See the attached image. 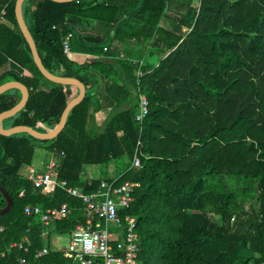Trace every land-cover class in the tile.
<instances>
[{
  "label": "trees",
  "instance_id": "16d2710c",
  "mask_svg": "<svg viewBox=\"0 0 264 264\" xmlns=\"http://www.w3.org/2000/svg\"><path fill=\"white\" fill-rule=\"evenodd\" d=\"M13 4L0 0V84L18 81L28 96L1 126L47 132L76 89L40 74ZM166 12V0L21 3L43 67L78 79L85 91L53 138L0 134V264L21 257L24 264H64L51 237L84 220L78 198L60 188L41 194L20 174L33 141L55 156L57 178L84 192L110 179L109 171L116 183H138L119 211L135 222L137 264H264V0H186L176 32L159 26ZM89 24L104 33L84 32ZM141 39L143 50L117 55L111 48ZM139 92L148 107L141 122L134 119ZM19 97L15 88L0 93V112ZM102 107L109 109L95 126L93 113ZM134 154L139 167L131 165ZM91 166H103L102 175H89ZM62 203L68 214L47 225L23 213L26 204ZM24 235L27 251L10 246ZM42 247L46 253L34 257Z\"/></svg>",
  "mask_w": 264,
  "mask_h": 264
},
{
  "label": "built area",
  "instance_id": "2783aa9c",
  "mask_svg": "<svg viewBox=\"0 0 264 264\" xmlns=\"http://www.w3.org/2000/svg\"><path fill=\"white\" fill-rule=\"evenodd\" d=\"M3 14L4 10L1 9L0 20ZM70 38L71 32H67L61 40L62 51L65 54L70 52ZM147 109V99L139 92L134 119L141 122L147 114ZM138 148L137 142L136 152ZM131 165L139 167L137 154L133 155ZM55 166L56 161L49 160L44 165L43 171L38 172L29 165L22 169L20 174L28 179L41 194H50L55 188H60L69 196L78 198L82 204L83 222L76 223L70 230L66 247L58 248L65 259L64 264H137L138 237L135 222L127 213L120 216L119 211L128 208L132 200V189L138 183L130 181L116 183L115 177L99 179L96 188L84 192L81 188L68 185L65 180L58 179ZM21 193L20 191L19 195ZM69 210L65 203L49 209H42L38 205L23 206L25 215L38 216L43 225L64 218ZM21 241L12 243L10 246L27 251L24 245L28 243L27 235H24ZM45 253L46 248L42 247L35 252L34 257H41ZM24 262L23 257L17 261L18 264H24Z\"/></svg>",
  "mask_w": 264,
  "mask_h": 264
},
{
  "label": "water",
  "instance_id": "95a60500",
  "mask_svg": "<svg viewBox=\"0 0 264 264\" xmlns=\"http://www.w3.org/2000/svg\"><path fill=\"white\" fill-rule=\"evenodd\" d=\"M52 1L67 2V1H71V0H52ZM22 2H23V0H14L13 13H14V18H15L17 27H18L22 37L24 38V40H25V42L29 48L30 55H31V58H32L34 65L36 66V68L38 69L40 74L45 79H47L53 83L66 84V85L73 86L76 89V95L73 96L72 98H70L66 102L63 110L60 113L57 124L54 126V128H52L51 130H49L47 132H38V131H35L34 129H32L28 126H25V125H15V126L3 128L1 126V121L5 118L10 117L13 114H15L24 105V103L27 99V96H28V91H27V88L22 83H20L18 81L11 80V81H6L4 83H1L0 84V93L4 92L5 90H8V89L15 88L19 91L20 97H19L18 101L13 106H11L10 108L0 112V134L1 135H10V134L16 133V132H24L33 138L46 140V139L53 138L62 129V127L64 126V122H65L66 115H67L68 111L82 99V97L84 95L85 88H84V85L78 79H76L74 77H70V76H62V75L51 73L43 67V65L41 64V61L39 59V56L37 54V51H36L34 42L32 40V37H31V35H30L26 25H25L23 17H22V13H21V3Z\"/></svg>",
  "mask_w": 264,
  "mask_h": 264
},
{
  "label": "crops",
  "instance_id": "0c3cea01",
  "mask_svg": "<svg viewBox=\"0 0 264 264\" xmlns=\"http://www.w3.org/2000/svg\"><path fill=\"white\" fill-rule=\"evenodd\" d=\"M180 1L181 0H179V1L178 0H166V2H167V12H166V15L163 16L161 18V20L159 21V26H161V27H163V28H165V29H167L169 31H172V32H176V30H178V28H176V24L177 23L174 20L175 18H173V15H171V13L173 12L172 11L173 7L176 9V7L173 6V4H175V5L177 4L178 6H180L181 5ZM185 2H186V0H182V3H184V5H185ZM190 4H192V3H190ZM170 11H171V13H170ZM82 29H83L84 32H87V31L91 30V31H94V32H98L100 34L104 33V30L102 31L101 27L98 28L97 25L95 26V25H92V24H89L86 27H83ZM143 31L145 32L144 35H147V36H150V35L153 34V29H151V28L150 29H145ZM144 44H145V40H143V39H141L139 42H135L133 40L113 41L111 43V48L113 50H116L117 55H123L125 53V50L129 49L131 47H136V48L139 47L140 50H143ZM137 62H138V64H140V60L137 61ZM153 65H154V63H153ZM108 109H109L108 107H102V108L98 109L97 111H95L93 113V122H94L95 126H99L103 122V120H104V118H105V116L107 114ZM49 160L56 161V159L53 158V157H50ZM36 171H38V170H36ZM87 171L90 173L89 175L94 176V170L92 172V170L90 168H87ZM38 172H40V171H38ZM109 172L111 173V171H109ZM110 173H108V174H110ZM108 176H110V175H108ZM111 176H113V175H111Z\"/></svg>",
  "mask_w": 264,
  "mask_h": 264
},
{
  "label": "rangeland",
  "instance_id": "374dc122",
  "mask_svg": "<svg viewBox=\"0 0 264 264\" xmlns=\"http://www.w3.org/2000/svg\"><path fill=\"white\" fill-rule=\"evenodd\" d=\"M179 1V0H178ZM181 5L178 6L177 4H173V6L176 7V9L173 7L172 8V12L170 11L171 15H173V18H176L177 16V11L178 13H183L185 10V5L184 3H182V0L180 1ZM175 20V19H174ZM176 22V21H175ZM176 28H178V30H180V26H178L176 24ZM34 143V147H33V153H32V158H31V162H30V166H32L33 168H35L38 171H43L44 170V165L47 163V161L49 160L50 157L55 158V156L50 153V151L46 148V143L42 144L36 141H33ZM90 169L94 170V176H98V175H102V170H103V166H91ZM97 169V170H96ZM112 173V172H111ZM108 174L110 176L107 177H111L113 178V176H111L112 174ZM100 177V176H99ZM69 241V237L68 235L66 236H52L51 237V242L53 244V246L55 248H64L66 247V245L68 244Z\"/></svg>",
  "mask_w": 264,
  "mask_h": 264
}]
</instances>
